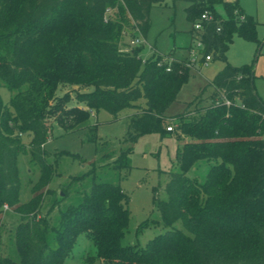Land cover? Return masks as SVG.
<instances>
[{"label": "trees", "instance_id": "trees-1", "mask_svg": "<svg viewBox=\"0 0 264 264\" xmlns=\"http://www.w3.org/2000/svg\"><path fill=\"white\" fill-rule=\"evenodd\" d=\"M165 1L0 0V88L11 93L8 103L0 95V231L5 210L20 220V261L0 258V264H64L81 234L92 237L103 264H264V101L255 91L254 64L236 67L227 60L235 35L261 46L258 23L238 2L171 0L187 3L194 30L208 14L198 39L201 62L211 57L225 65L211 81L208 105L197 96L169 117L167 109L190 77L189 60L155 51L143 60L140 45L129 52L119 48L125 20L145 39L152 8ZM65 86L90 90L58 97ZM100 110L114 119L129 113L128 143L152 133L180 142L178 171L170 173L166 200L157 201L167 230L144 248L121 244L130 212L120 185L94 182L78 205L59 209L55 223L51 213L66 189L47 212L42 209L55 195L49 186L57 172L44 149L54 126L72 132ZM130 151L118 166H129ZM27 152L39 176L30 182L32 197L22 203L19 157ZM202 165L209 166L203 180L189 175ZM179 221L184 231L173 228Z\"/></svg>", "mask_w": 264, "mask_h": 264}, {"label": "rangeland", "instance_id": "rangeland-1", "mask_svg": "<svg viewBox=\"0 0 264 264\" xmlns=\"http://www.w3.org/2000/svg\"><path fill=\"white\" fill-rule=\"evenodd\" d=\"M238 2L246 15L253 17L258 25L256 38L261 44L244 40L235 35L229 44L227 60L233 66L254 64V87L258 96L264 101V0H224ZM187 3L166 0L163 6H155L150 13L151 27L144 39L129 22L121 35L119 48L125 52L135 46L132 40L143 41L141 58L147 60L154 51L161 55L171 56L177 60H190L192 46L195 51L196 62L191 69L187 83L180 90L177 100L166 111L169 117H175L185 111L188 104L199 96L208 105L214 88L211 84L215 75L224 67L221 60L212 59L202 63L203 55L198 48L200 31L193 29V24L186 18ZM216 11L223 18L226 12L222 6ZM109 16L119 19L117 10H110ZM194 37V38H193ZM260 48V50L258 49ZM154 49V50H153ZM90 90L86 87H62L57 96L62 98L66 94L74 97L75 92ZM0 95L4 103H8L11 93L7 88H0ZM130 125L129 113H123L114 119L104 110L90 113L87 122L80 128L66 133L55 125L51 136L45 143L44 149L49 153L48 161L55 166L57 175L52 179L50 188L55 190L54 196H49L43 212H47L52 202L63 196L66 189L67 197L60 203L51 216L53 222L58 221L59 209L68 205H78L83 196L88 193L94 182L120 185L129 196L128 209L130 219L125 235L121 240L123 246L138 245L144 248L154 237L165 233L161 213L157 207L158 200H166L165 187L170 173L178 171L176 153L180 142L174 136L160 139L158 134L152 133L140 137L136 143L126 142ZM30 137H24L28 144ZM131 149L128 160L129 166H118L117 160L123 152ZM20 169V201L28 202L32 197L31 181L39 176L38 168L31 162V154L27 152L19 157ZM209 166L202 165L192 170L189 175L203 180ZM62 195V196H61ZM19 216L12 210H5L2 217L0 231V258H8L19 263L20 256L15 245V229L19 223ZM184 231L179 221L173 227ZM64 264H103L97 255L95 242L91 236L81 234Z\"/></svg>", "mask_w": 264, "mask_h": 264}, {"label": "built area", "instance_id": "built-area-1", "mask_svg": "<svg viewBox=\"0 0 264 264\" xmlns=\"http://www.w3.org/2000/svg\"><path fill=\"white\" fill-rule=\"evenodd\" d=\"M210 19V17L208 16V14H203L202 16H201V18H200V20L199 21H197L195 24H194V28H195V30H197V31H202V29H203V21H205V20H209ZM143 43V41H141V40H139V39H135V40H132V42H131V44L132 45H137V46H139V45H141ZM197 46H198V48L199 49H201V47H202V45H201V43L198 41V44H197ZM195 49H191V52H190V55L193 57V58H191L190 60H189V62H188V65L190 66V67H194V64H195V62H196V59H195ZM212 59H211V57H206V62H208V61H211ZM205 62V63H206ZM167 71H170V67H168L167 68ZM217 104H218V102H217ZM222 104H224V105H226V106H230L231 105V103H230V101L228 100V99H223V103ZM173 128H174V125H171V126H169L168 128H167V130L168 131H172L173 130ZM6 209H7V207H6Z\"/></svg>", "mask_w": 264, "mask_h": 264}, {"label": "crops", "instance_id": "crops-1", "mask_svg": "<svg viewBox=\"0 0 264 264\" xmlns=\"http://www.w3.org/2000/svg\"><path fill=\"white\" fill-rule=\"evenodd\" d=\"M190 47H191V46H190ZM190 47L188 48V50H189V51L191 50V48H190ZM192 49H194V48H192ZM153 50H154V49H153ZM155 52H156V51H155ZM241 66H242V65H241ZM236 67H240V66H236Z\"/></svg>", "mask_w": 264, "mask_h": 264}]
</instances>
